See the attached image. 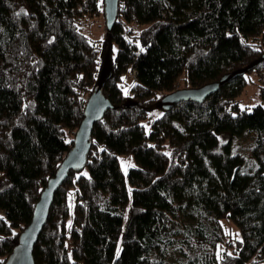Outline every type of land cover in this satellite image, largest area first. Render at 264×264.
Here are the masks:
<instances>
[{"label":"trees","instance_id":"trees-1","mask_svg":"<svg viewBox=\"0 0 264 264\" xmlns=\"http://www.w3.org/2000/svg\"><path fill=\"white\" fill-rule=\"evenodd\" d=\"M117 4L116 20L93 40L78 26L105 13L104 0H0V264L98 87L114 107L93 124L82 168L55 191L34 263L264 264V105L236 102L247 73L263 79L264 61L200 103L159 105L183 73L199 88L262 56L264 0ZM131 25L148 27L135 36ZM156 106L162 114L145 132L140 120ZM245 134L243 155L234 139ZM125 154L134 159L126 174ZM227 218L240 239L222 228ZM220 245L233 251L217 256ZM175 247L182 258L170 263Z\"/></svg>","mask_w":264,"mask_h":264},{"label":"water","instance_id":"water-1","mask_svg":"<svg viewBox=\"0 0 264 264\" xmlns=\"http://www.w3.org/2000/svg\"><path fill=\"white\" fill-rule=\"evenodd\" d=\"M118 0H104L106 25L109 29L116 20V13L118 7ZM264 61V53L259 58L255 59L250 65L242 68L241 70H235L231 73L223 75L219 81L210 82L200 86L199 88L177 89V91L166 94L159 101V105L163 110L171 108L173 105L178 104L180 101L193 100L200 103L207 99L212 93L219 90V86L231 80L235 76L242 75L245 71H251L253 67ZM129 100H127L128 102ZM130 103V102H129ZM113 103L103 95L100 88H96L86 102L84 110V118L80 123V127L77 130L74 138L73 146L67 155L60 163L57 172L48 181L49 183L41 192L39 200L33 211V216L30 223L20 233L17 244L12 248L10 255L7 258L5 264H35L32 257L33 246L38 240V236L41 233L43 225L48 217V211L51 207V202L55 195V191L64 182L68 173L74 169H80L86 161V154L89 149V141L91 138V132L93 124L104 116L107 110H112Z\"/></svg>","mask_w":264,"mask_h":264},{"label":"rangeland","instance_id":"rangeland-1","mask_svg":"<svg viewBox=\"0 0 264 264\" xmlns=\"http://www.w3.org/2000/svg\"><path fill=\"white\" fill-rule=\"evenodd\" d=\"M106 15L104 13V10L102 12L95 16V17H88L82 18L80 20V24L78 27H80L81 32L88 38H91L93 40H98L102 38L105 32L106 28ZM134 30V35L138 36L140 35V32L142 29H146L148 25H131ZM141 39V36H140ZM139 38L136 40V42L139 44L138 47L142 48L143 44L141 45ZM262 74H264V69L262 70ZM263 79L259 77V74H257V71L253 70L252 72H249L246 74V83L245 87L241 91L239 95H237L236 102L241 109H247L251 110L254 105L260 104L264 105L262 102V98L260 96V86L264 85V76H262ZM180 79L177 81V85L179 89H187L188 84L185 83V73H183L180 77ZM126 85L123 87L124 91H128V86L132 82V78L130 75L125 77ZM162 114V111L159 107L156 106V108H153L149 111V114L146 116V118H143L140 120V123L143 125L145 132H147L150 128V122L154 119H156L158 116ZM220 140H227L229 138V133L227 131H223L219 133L218 135ZM252 143L251 136L249 134H245L239 138L234 139V145H235V151L246 155L249 151L248 148L250 147ZM119 157V164L120 168L122 169L123 173L126 174L128 168L132 165H134V159L130 155H118ZM222 228L225 230V232L229 233V236H231L233 239H240L239 229L236 228L234 222L227 218L222 220ZM70 251V247H69ZM217 256H219V253L221 251H227L232 252V248H227L226 245H220L217 247ZM182 258V254L180 253V249L175 247L173 250L168 251L167 260L170 263H174L177 260Z\"/></svg>","mask_w":264,"mask_h":264},{"label":"snow or ice","instance_id":"snow-or-ice-1","mask_svg":"<svg viewBox=\"0 0 264 264\" xmlns=\"http://www.w3.org/2000/svg\"><path fill=\"white\" fill-rule=\"evenodd\" d=\"M141 51H143V49H141ZM0 219H2V217H0ZM118 252H119V250H118Z\"/></svg>","mask_w":264,"mask_h":264}]
</instances>
